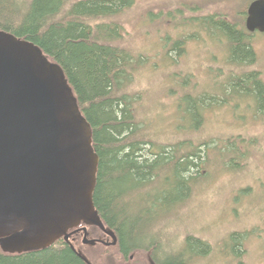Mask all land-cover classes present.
Masks as SVG:
<instances>
[{
  "label": "trees",
  "instance_id": "obj_1",
  "mask_svg": "<svg viewBox=\"0 0 264 264\" xmlns=\"http://www.w3.org/2000/svg\"><path fill=\"white\" fill-rule=\"evenodd\" d=\"M132 4L131 0H0V31L34 44L61 67L79 110L91 127L92 146L98 157L93 203L106 229L117 237L114 247L84 245L80 233L71 236V244L60 239L47 248L21 254L5 253L0 248V264H87L71 245L92 264L98 263L82 252L86 248L102 255L108 251L117 253L126 261L133 254H151L154 261L163 264H190L211 253L206 242L194 237L186 238L177 254L170 255L163 249L167 246L160 238L159 224L190 200L201 174H211V163L206 161H212L218 153L209 147L210 141L202 146L185 142L164 146L147 133L153 123L145 121L140 113L145 94L132 92L145 58L143 53L138 56L122 46L125 37L117 20ZM190 6L194 7L186 5L184 11L193 8ZM184 11L178 10V18L185 19ZM246 16L245 10L239 11L237 21L219 15L185 20V27L195 31L190 38L199 37L196 31L204 39L208 33L209 41L224 46L234 76L225 82L220 97L205 91L197 98L180 86L183 99L193 103L188 112L192 119L180 129H198L203 117L200 111L208 101H212L211 105L227 104L239 102L238 98L246 95L264 102L260 74L247 73L258 58L250 42L253 35L245 27ZM185 39L172 38L170 47L162 48L165 53L161 50L160 58L169 59L166 54L170 51L182 53ZM193 99L197 100L195 104ZM176 107L178 111V101ZM229 143L237 148L226 156L224 150L218 155L224 156V161H238L236 156L242 155V146ZM220 144L216 149H220ZM232 154L236 156L230 158ZM87 229L92 240L103 241V236L107 237L106 242L111 241L99 228ZM241 246L236 244L235 248ZM108 261L113 262V258Z\"/></svg>",
  "mask_w": 264,
  "mask_h": 264
},
{
  "label": "rangeland",
  "instance_id": "obj_2",
  "mask_svg": "<svg viewBox=\"0 0 264 264\" xmlns=\"http://www.w3.org/2000/svg\"><path fill=\"white\" fill-rule=\"evenodd\" d=\"M131 1L132 6L117 20L125 37L122 46L130 48L135 55L143 53L145 58L132 92L145 94L140 113L145 121L153 123L147 133L164 146L180 142L202 146L210 141L209 147L218 154L224 150V156L237 148L230 141L242 146L240 158L236 153L230 156H236L238 161H224L220 154L206 161L212 164L207 165L212 169L211 174H201L190 200L158 226L160 238L167 246L163 249L170 255L177 254L184 240L194 237L206 242L211 253L190 264H264V102L246 95L238 98L239 102L233 100L227 104L211 105L212 101H208L200 111L203 117L199 128L189 130L190 133L180 129L192 119L188 112L193 104L183 99L179 93L181 87L197 98L205 91L220 97L225 82L234 76L233 68L227 64L224 46L218 41H209L208 33L206 40L198 31L197 39L190 38L195 31L185 27V22L204 15L237 21L239 11H247L254 0ZM186 5L194 7L190 6L193 8L185 12ZM180 9L185 19L178 18ZM178 36L186 37L184 51L180 54L170 51L166 54L169 59H161L162 48L170 47L172 38ZM250 42L258 60L247 73L258 72L264 84V34L256 33ZM177 101L180 103L178 111ZM221 142L220 149H216ZM88 238L92 239V235ZM100 239L108 240L103 236ZM234 244L242 246L235 248ZM82 252L92 256L98 264H150V254L145 253L133 254V259L126 261L109 251L102 255L86 248ZM112 258L113 262L108 261Z\"/></svg>",
  "mask_w": 264,
  "mask_h": 264
},
{
  "label": "water",
  "instance_id": "obj_3",
  "mask_svg": "<svg viewBox=\"0 0 264 264\" xmlns=\"http://www.w3.org/2000/svg\"><path fill=\"white\" fill-rule=\"evenodd\" d=\"M245 27L264 34V0L251 2ZM97 166L91 127L61 67L34 44L0 31L1 250L71 244L72 230L83 233L84 245L116 246L93 203ZM87 227L111 241L89 239Z\"/></svg>",
  "mask_w": 264,
  "mask_h": 264
},
{
  "label": "flooded vegetation",
  "instance_id": "obj_4",
  "mask_svg": "<svg viewBox=\"0 0 264 264\" xmlns=\"http://www.w3.org/2000/svg\"><path fill=\"white\" fill-rule=\"evenodd\" d=\"M247 17V16H246ZM249 33V32H248ZM250 34V33H249ZM256 33H254V34H250V35H255ZM80 233H82L81 231H78V232H73V234H80ZM72 234V235H73ZM83 234V233H82ZM101 241V240H100ZM104 241V240H103ZM151 255V254H150ZM132 259H133V257H131ZM165 260V259H164ZM149 261H150V264H163V263H160V262H156V261H154L153 259H152V257L151 256H149Z\"/></svg>",
  "mask_w": 264,
  "mask_h": 264
},
{
  "label": "bare ground",
  "instance_id": "obj_5",
  "mask_svg": "<svg viewBox=\"0 0 264 264\" xmlns=\"http://www.w3.org/2000/svg\"><path fill=\"white\" fill-rule=\"evenodd\" d=\"M185 237V236H184ZM181 241V240H180ZM178 247V246H177Z\"/></svg>",
  "mask_w": 264,
  "mask_h": 264
}]
</instances>
